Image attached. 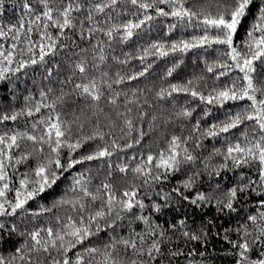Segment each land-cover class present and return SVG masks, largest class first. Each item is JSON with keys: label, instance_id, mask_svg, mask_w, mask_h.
Segmentation results:
<instances>
[{"label": "snow or ice", "instance_id": "6c2138e0", "mask_svg": "<svg viewBox=\"0 0 264 264\" xmlns=\"http://www.w3.org/2000/svg\"><path fill=\"white\" fill-rule=\"evenodd\" d=\"M213 229L264 264V0H0V264H207Z\"/></svg>", "mask_w": 264, "mask_h": 264}, {"label": "trees", "instance_id": "16d2710c", "mask_svg": "<svg viewBox=\"0 0 264 264\" xmlns=\"http://www.w3.org/2000/svg\"><path fill=\"white\" fill-rule=\"evenodd\" d=\"M14 3H15V0H6V4L8 6V16L9 17H13ZM16 14H18V11ZM185 211L188 213V215L191 218L189 221L190 223L192 220L199 222L202 216L212 215V212H213L212 209H208L205 212H201L200 209L193 210L192 208H189L187 206L185 207ZM172 215H173L172 213L166 212L164 215H160L159 219L161 220V222H163L166 219L170 220ZM215 233H216V230L213 229L212 237H211L208 250H207V256H208L207 264H229V258L224 255V249L228 247V245L222 239L223 233L221 232L219 236H217ZM213 249H215V251H213ZM202 250L203 249L200 246H197V251H202Z\"/></svg>", "mask_w": 264, "mask_h": 264}]
</instances>
